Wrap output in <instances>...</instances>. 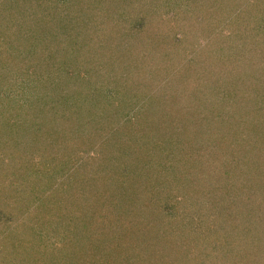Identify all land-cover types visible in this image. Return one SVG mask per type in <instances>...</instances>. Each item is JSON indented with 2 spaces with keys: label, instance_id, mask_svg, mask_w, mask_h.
<instances>
[{
  "label": "rangeland",
  "instance_id": "374dc122",
  "mask_svg": "<svg viewBox=\"0 0 264 264\" xmlns=\"http://www.w3.org/2000/svg\"><path fill=\"white\" fill-rule=\"evenodd\" d=\"M91 1L0 0V264L117 263L127 246L109 247L103 233L114 216L131 263L264 264V0ZM51 6L68 29L90 6L111 19L81 38L72 30L67 43L49 36V51L37 35L35 66L19 34L32 11ZM139 21L142 35L131 31ZM73 46L76 62H60ZM226 69L214 94L194 78L216 72L214 89ZM105 95L114 110L96 114L109 123H83L80 139H65L67 117ZM197 112L206 128L190 132ZM210 152L221 167H202ZM78 169L82 185L72 182ZM74 222L82 250L67 252L79 260L57 262L65 242L77 245Z\"/></svg>",
  "mask_w": 264,
  "mask_h": 264
},
{
  "label": "trees",
  "instance_id": "16d2710c",
  "mask_svg": "<svg viewBox=\"0 0 264 264\" xmlns=\"http://www.w3.org/2000/svg\"><path fill=\"white\" fill-rule=\"evenodd\" d=\"M60 0H58V2H59ZM68 2V0H65V2ZM76 1H78V0H76ZM49 2V1H48ZM61 2H62V0H61ZM88 2H89V4H91L93 1H91V0H88ZM77 8H79L78 7V5H75ZM90 9L89 10H87V12H85V14H84V16H86V18H85V20L82 18V14H80V11L79 12H75V15L73 16L74 17V23H73V25L71 26V28H65V25L63 24V19H62V15H61V13H57V11H56V7H49V8H47V9H45V11H46V15H43L40 11H39V13H36L35 11H32L31 12V14L28 16V20L27 21H25V23L24 24H22V28L24 29V31L23 32H21L20 31V34L19 35H21V37H23V38H21L24 42H27L28 43V48H26V51L29 53V51H31L32 53H35V51L36 50H34L33 48H32V46H35L36 45V43H35V41H33L34 42V45H31V44H29V42L30 41H32V40H34V37L36 38V36L37 35H39V34H42L43 33V35H44V37H42V43H41V45L39 46V48L41 47V48H43L42 50H46V51H49V48H47V47H45V46H43V45H46V43L44 42V41H46V40H50V39H54V38H56V39H60L61 37H62V41L63 42H65V43H67V40H68V35H71L72 33V30H79V32H80V34H79V36H78V38H81V37H83V35H86L85 34V32L86 31H89V30H92L93 32H97V27L96 26H103V22H104V19H111L110 18V16H111V14L110 13H108V14H103V12H102V10H97V8H94V7H92V6H90L89 7ZM71 9V8H70ZM83 10V9H82ZM140 14V13H139ZM138 14V15H139ZM37 15V16H36ZM43 15V16H42ZM64 15H66V14H64ZM39 21L38 22V24L37 25H34L35 24V22L36 21ZM139 24H140V28H135V27H132V29H131V31L132 32H135V33H139V32H141L140 33V35H142L143 34V29H144V27L146 26V23H145V21L143 22V21H139L138 22ZM63 24V26H61ZM98 24V25H97ZM57 25H59L58 27H57ZM92 25V26H91ZM59 28V29H58ZM34 29V30H33ZM33 30V31H32ZM77 31H73V33H76ZM49 37V36H53L54 38H52V37H49V38H45V37ZM16 37V36H15ZM15 37H14V39H15ZM17 39H18V42L20 41V38H19V36H17ZM62 45L64 46V44L62 43ZM61 45V46H62ZM37 47H38V45H36ZM72 50H68V49H61L58 53H60L61 55H60V58L59 59H61L60 60V62H65L66 60L68 61V59H71L72 60V62H76V60H77V51L76 50H73L74 49V46H73V48H71ZM39 50V49H38ZM50 53V52H49ZM28 57H29V54H28ZM38 57H39V54H37V51H36V54L34 55V59H35V63L33 64V65H37V61H38ZM44 60H45V58H43ZM49 60H51V59H49ZM49 60H47V61H49ZM46 61V62H47ZM40 62V61H39ZM41 62H43V63H45V61H41ZM35 65V66H36ZM45 67H49V66H45ZM0 70L1 71H5L4 73H3V77L4 78H7V70H8V67H0ZM261 71H263V69L261 70ZM203 71H200L198 74L196 73L195 75H194V78L197 80V82H198V85L201 83L202 84V86H206L207 87V89H209V91L211 92V93H215V89H217V86H219V83L220 82H224V83H226L227 82V77H231V71L230 72H227V69H226V71H223L224 73L223 74H220V77H219V79L218 80H216L217 81V83H216V88H215V86H214V89H213V87L212 86H210L209 84L210 83H212L215 79H212L211 78V75L212 74H216V72H209V71H204V73H202ZM204 74V75H203ZM225 74H227L228 76H226L225 77ZM33 77H34V79H35V81L34 82H38L39 83V81L37 80V77L35 76V73L34 74H31ZM211 79H210V78ZM214 77V76H213ZM235 77H237V76H235ZM220 78H223L222 80L220 79ZM172 79V78H171ZM213 80V81H212ZM254 80H257V77H255L254 78ZM203 81H204V84H203ZM229 82V81H228ZM167 83H169V82H167ZM214 83H215V81H214ZM53 85V83L52 82H50V85ZM221 84V83H220ZM167 85V84H166ZM38 86H34V90H36V88H37ZM100 91V90H99ZM96 96H97V91H96V93H94ZM99 94H103V92L101 91V92H99ZM66 96V95H65ZM75 96H76V98L78 99H81L80 97H77V95L75 94ZM96 96H94V99H95V97ZM103 96H104V94H103ZM217 96H218V94H217ZM216 97V96H215ZM215 97H212V98H214L215 99ZM246 97V96H245ZM195 98H198V96H197V94H196V97ZM87 99V98H86ZM189 99V98H188ZM187 99V100H188ZM200 99V101H201V98H199ZM198 99V100H199ZM211 100V99H210ZM101 100H99V102H97V100H95V105L93 104V106L94 107H92V106H89V107H91V108H88L87 109V107H85V108H83V110H84V113L83 112H78V114H80V116H84V117H81V118H77V119H75V116L74 117H71V116H69V117H67V120H72V122H70V123H66L67 125H69V126H67L66 125V131L64 132L65 133V139H66V137H70V136H73L74 137V139H80L79 138V135H77L76 136V134H79L80 132L79 131H84L85 129H86V127H81L82 125H83V123H96V125H99L100 126V122L102 121V123H105V124H107V123H109V121L106 119V118H104L103 119V117H101V119H100V117L98 118L97 116H98V113L96 114V112H98L100 109H102V108H105V109H110V111H111V109H112V106H113V101H111V100H109V96L108 95H105V99H104V102H100ZM70 103V102H69ZM73 103H74V105H78V103L80 104L79 106H82L83 105V103L84 102H80L79 100H76V101H73ZM82 103V104H81ZM98 103H101V105L100 106H97L96 104H98ZM71 104V103H70ZM70 104H68V106L69 107H67V109H72L73 110V108H74V105H70ZM221 104V103H220ZM225 103L223 102L221 105H216V107L215 108H217V107H219L220 108V106L222 107V106H228V105H224ZM51 108H53V111L54 112H57L58 111V107H57V105H56V107L54 106V105H51ZM81 107H77V109H80ZM94 108V109H93ZM225 108H227V107H225ZM230 108V107H229ZM112 110H114V109H112ZM119 110H121V106L119 107ZM112 112V111H111ZM114 112H117L118 113V109L117 110H115ZM37 113H39V112H35V113H33V114H30L32 117L34 116V114H37ZM66 113H68L67 111H66ZM52 114H55V113H52ZM197 115V116H196ZM196 115H195V117L194 118H192L191 120H190V124H192L191 126H192V128H190L189 127V129H188V131H192L193 129H195V130H200V129H202V128H206L205 127V123H204V121L202 120L203 118H205V116L204 115H202L201 113H196ZM51 116V115H50ZM53 116V115H52ZM79 116V115H78ZM211 116V115H210ZM18 118H19V116H17ZM31 117V118H32ZM216 117H218L216 114H215V118ZM214 118V119H215ZM35 118H33V120H34ZM39 119V118H38ZM38 119H35L32 123L34 124L35 122H37L36 120H38ZM82 119V120H81ZM103 119V120H102ZM32 120V119H31ZM110 120H111V118H110ZM28 122H29V120H27ZM51 121H52V123L53 122H55L56 121V118H51ZM79 121H82V123H80ZM15 122V121H14ZM79 122V123H78ZM0 126H3V122L1 123L0 122ZM200 126H198V125ZM59 126H61V124L59 125ZM85 126H86V124H85ZM57 127V125H52V127H51V130H52V128H56ZM214 127V126H213ZM212 127V128H213ZM75 128V129H74ZM59 129H60V127H59ZM82 129V130H81ZM207 129H210V128H208L207 127ZM203 130V129H202ZM204 131V130H203ZM63 133V134H64ZM67 133V134H66ZM190 135H193V134H190ZM71 139H73L72 137H71ZM83 139V138H82ZM82 139L79 141V142H81V144H84V142H82ZM101 139L104 141V143H106V141H107V143H110L109 142V140H108V136H107V133L104 135V136H102L101 137ZM205 139V138H204ZM204 139H202V140H204ZM18 140V139H17ZM206 140V142L208 141V138L207 139H205ZM213 140V139H212ZM239 141H240V139H239ZM18 142H20V140H18ZM77 143V142H76ZM112 143H115V142H113L112 141ZM79 144V143H78ZM215 145V144H214ZM214 145H213V147H212V149L214 148ZM75 146V149H77V145H74ZM209 147H210V145H208ZM64 148H58V151L59 152H61V153H64V150H63ZM47 150V149H46ZM52 150V149H51ZM51 150H50V152H51ZM94 153V152H93ZM97 153H99V152H95V154H97ZM212 152H210V153H208V155L206 156V157H208L209 156V158H207V159H205V162L206 163H203V161L201 162V164H202V167H207L209 164L213 167V165H216L215 167H221V165L220 164H218L219 163V158H218V156L216 155V154H211ZM236 154L238 153V152H235ZM107 155V154H106ZM105 155V156H106ZM108 158V156H106L105 157V159H107ZM76 168H78V167H76ZM79 169L78 170H75V172H73L72 173V177L75 179V181H72L73 183H76V184H81L82 185V181H83V175L85 174V173H82V172H84L83 170L82 171H80V173H82V176H79ZM227 173V172H226ZM228 174V173H227ZM252 176H254V175H252ZM115 177V176H114ZM54 177H52L51 179H53ZM82 178V179H81ZM220 178V177H219ZM228 178V177H227ZM243 181H244V179H242ZM83 191H86V188H84V186H83V188H82V192ZM264 192V190L262 189V193ZM86 194V193H85ZM50 198H45V199H42V201L44 202V203H42V204H45V205H47L46 204V202L49 200ZM49 204V203H48ZM262 207H263V205H262ZM39 208L40 207H38L37 208V210H39ZM264 211H262V212H260V217H261V219H263L264 218ZM114 214V213H113ZM109 219H110V216H109ZM263 222H264V219H263V221H262V235L264 236V225H263ZM122 221H120L117 217H113V218H111L110 219V223L108 224V226L106 227V229H104V231H103V233H106V238H105V240H107L108 241V246L110 247V246H116V245H120V243L119 242H121V245L120 246H127L126 248H124L125 249V251H123L124 253L126 252V256L125 257H122V263H121V261H119V262H117V263H114L115 261H113V263L114 264H139V262H141V261H138L139 259H138V257L136 256L135 258H133L132 260H134V262H130L129 260H131L130 259V255H133L132 253H133V250L130 252L129 251V249H132V248H130V247H132V246H128V244H125V243H123V235H124V233H122V231L124 230V228H122ZM70 226H76L75 227V229H71V230H73V233H70V234H73V236L76 238V239H78V241H76V247H74V245L72 244V248H66L68 245H69V243H71L69 240V242H65L64 243V245L62 246V250L63 251H60L61 252V258L59 257V260H57V262L58 261H61V260H64V259H66L67 257L69 258V259H72V257H74L75 259H78V257L76 256V255H74V254H72V253H68L67 251L68 250H72V249H75V250H79V251H81L82 250V245H81V243L83 242V239L81 240V231H80V229L78 228V223H75L74 222V225H70ZM121 226V227H120ZM68 227V226H67ZM101 227V226H100ZM66 228V227H65ZM125 232V231H124ZM102 233V236L104 235ZM119 235H122L121 236V238L119 237ZM262 236V237H263ZM66 239L68 238V237H65ZM92 239V238H91ZM80 241H81V243H80ZM125 241V240H124ZM90 243H92V241L90 242ZM165 248H166V246H164ZM152 250L154 249V248H151ZM154 251V250H153ZM147 252H150L152 255H149L147 258L148 259H153V258H158L157 256H154L153 257V252L152 251H149V249H148V251ZM116 253L118 254V253H122V252H120V249L119 250H117L116 251ZM82 255V254H81ZM262 256H263V259H264V243H262ZM98 257H101V256H97V258ZM146 258V259H147ZM138 259V260H137ZM79 260V259H78ZM96 261V260H95ZM143 261V260H142ZM159 261V259H157V263H160V261H161V259H160V261ZM88 262V261H87ZM145 262V261H144ZM74 264H80V260L78 261V262H76V263H74ZM104 264V263H103Z\"/></svg>",
  "mask_w": 264,
  "mask_h": 264
}]
</instances>
